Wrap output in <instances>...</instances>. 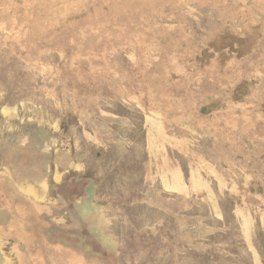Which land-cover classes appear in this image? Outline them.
<instances>
[{"label":"rangeland","instance_id":"rangeland-1","mask_svg":"<svg viewBox=\"0 0 264 264\" xmlns=\"http://www.w3.org/2000/svg\"><path fill=\"white\" fill-rule=\"evenodd\" d=\"M0 264H264V0H0Z\"/></svg>","mask_w":264,"mask_h":264},{"label":"crops","instance_id":"crops-1","mask_svg":"<svg viewBox=\"0 0 264 264\" xmlns=\"http://www.w3.org/2000/svg\"><path fill=\"white\" fill-rule=\"evenodd\" d=\"M100 153V152H99ZM71 154H73V156H71L70 154H68L69 155V157H70V160H71V166H69V167H67V168H63V171H60V172H58L57 171V175L58 174H60V175H65L64 176V179H65V177H66V175L68 174V175H71V174H73L72 175V177H70L69 179L71 180V182H73L74 184L75 183H84V178H83V176H84V174L82 175H77V172L78 171H80L79 170V162H77L76 161V158L74 159L73 157H76L75 156V154L74 153H71ZM99 157V156H98ZM76 176H78V177H76ZM85 181H86V179H85ZM93 182V181H92ZM91 185H93L94 186V182L93 183H91ZM89 186V185H88ZM87 186V187H88ZM87 187H83L84 188V190H83V195L81 196V198L84 200L85 198H86V192H85V190H86V188ZM87 195H88V192H87ZM90 195V194H89ZM88 195V196H89Z\"/></svg>","mask_w":264,"mask_h":264}]
</instances>
